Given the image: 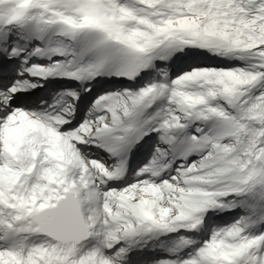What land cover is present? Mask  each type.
Wrapping results in <instances>:
<instances>
[{"label": "snow or ice", "instance_id": "1", "mask_svg": "<svg viewBox=\"0 0 264 264\" xmlns=\"http://www.w3.org/2000/svg\"><path fill=\"white\" fill-rule=\"evenodd\" d=\"M0 264H264V0H0Z\"/></svg>", "mask_w": 264, "mask_h": 264}, {"label": "bare ground", "instance_id": "2", "mask_svg": "<svg viewBox=\"0 0 264 264\" xmlns=\"http://www.w3.org/2000/svg\"><path fill=\"white\" fill-rule=\"evenodd\" d=\"M94 93H95V92H94ZM94 93H93V94H94Z\"/></svg>", "mask_w": 264, "mask_h": 264}, {"label": "rangeland", "instance_id": "3", "mask_svg": "<svg viewBox=\"0 0 264 264\" xmlns=\"http://www.w3.org/2000/svg\"><path fill=\"white\" fill-rule=\"evenodd\" d=\"M95 94V93H94Z\"/></svg>", "mask_w": 264, "mask_h": 264}]
</instances>
